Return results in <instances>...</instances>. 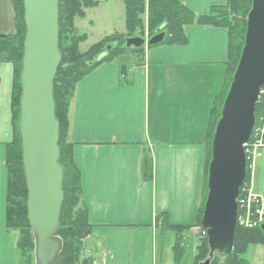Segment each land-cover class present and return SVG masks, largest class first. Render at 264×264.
I'll return each mask as SVG.
<instances>
[{
    "label": "crops",
    "instance_id": "crops-1",
    "mask_svg": "<svg viewBox=\"0 0 264 264\" xmlns=\"http://www.w3.org/2000/svg\"><path fill=\"white\" fill-rule=\"evenodd\" d=\"M178 1L201 16L228 0ZM87 9L82 19L87 20ZM14 30L13 2L0 0V34ZM184 33L187 44L148 47L141 63L127 55L105 62L76 87L69 140L92 225L83 251L89 264H156L157 236L169 232H160L156 218L166 214L171 225L196 222L206 131L224 83L228 30L193 23ZM119 63L125 64V75ZM13 81L12 63L0 62V264H24L14 232L6 229ZM251 182L264 197V147L253 162ZM247 258L248 264H264V244L250 247Z\"/></svg>",
    "mask_w": 264,
    "mask_h": 264
},
{
    "label": "trees",
    "instance_id": "trees-1",
    "mask_svg": "<svg viewBox=\"0 0 264 264\" xmlns=\"http://www.w3.org/2000/svg\"><path fill=\"white\" fill-rule=\"evenodd\" d=\"M59 6V39L61 54L60 65L54 80L55 116L59 123L58 147L59 163L64 169V201L60 216V231L57 234L63 243L62 250L55 264H89L82 258L85 239L92 232L88 220V210L83 201L82 175L74 159V143L69 140L70 108L78 83L105 62L116 61L127 53H136L143 57L144 46L128 47L127 38L145 36L149 38L164 32L160 44L185 45L188 40L184 27L198 23L223 27L228 30V60L225 63L224 83L213 102L205 138V176L202 201L196 222L192 225H171L167 215L156 218L162 234L173 231L176 235L173 245L174 261L178 264L185 249L182 234L196 226H201L204 206L208 193V168L212 158V140L223 103L238 65L245 43L247 17L252 9V0H228L225 5L213 6L206 15L196 16L178 0H123L125 6L126 35L112 34L80 50V44L87 40L86 34H80L75 19L85 15L86 8L98 5L96 0H57ZM15 12V32L10 35L0 34V62H10L14 67L12 93L13 139L6 147V167L8 172L6 229L18 232L16 244L18 254L24 264H36V240L28 220V188L22 157V138L20 133L21 115V72L24 56L26 26L23 0H12ZM149 47H153L149 46ZM141 59L138 63H141ZM125 64L119 63L120 73L125 75ZM264 116V87L256 104L255 119ZM148 164V162H146ZM245 184L250 181V161L247 162ZM150 179L151 176L146 177ZM243 189L240 190L242 195ZM254 243L264 244V231L261 227L250 229L237 226L234 249L226 256L214 254L210 264H247L243 257L248 247ZM208 239L198 245L195 255L196 264L204 263L209 257ZM205 260L204 262H202Z\"/></svg>",
    "mask_w": 264,
    "mask_h": 264
},
{
    "label": "water",
    "instance_id": "water-1",
    "mask_svg": "<svg viewBox=\"0 0 264 264\" xmlns=\"http://www.w3.org/2000/svg\"><path fill=\"white\" fill-rule=\"evenodd\" d=\"M26 36L21 72L20 133L28 188V220L36 246V264H55L63 243L57 235L64 201V169L59 163V123L54 80L61 61L57 0H23ZM153 36L149 45L163 41ZM146 43L127 39L128 47ZM264 86V0H252L244 47L223 103L212 140L208 195L202 226L207 229L210 264L215 253L234 248L240 188L247 175L245 144L255 126V109ZM264 230V226L262 227Z\"/></svg>",
    "mask_w": 264,
    "mask_h": 264
},
{
    "label": "rangeland",
    "instance_id": "rangeland-1",
    "mask_svg": "<svg viewBox=\"0 0 264 264\" xmlns=\"http://www.w3.org/2000/svg\"><path fill=\"white\" fill-rule=\"evenodd\" d=\"M101 3L98 7H92V9H87V20L82 19V17L75 19V24L78 27L80 34H88V40L80 44V50L82 52L86 51L90 46L97 43L100 39H103L106 36L112 34L124 35L123 39H125L126 35V24H125V6L123 0H100ZM92 19L95 21L93 26H89L87 21ZM142 38L148 40L149 36L145 33V36H141ZM127 56L130 58H136V61L142 60L139 58L136 53H127ZM121 59H124L123 57ZM120 59V60H121ZM257 133V132H256ZM257 136V134H256ZM254 139L252 140L253 143ZM252 143L249 145L247 150L248 152V161H251L253 157V146ZM251 164V163H250ZM250 181L246 183L244 187V192L242 195V199L246 197L245 192L249 189ZM245 208L241 207L240 215L242 216L241 220L245 221L248 220L247 224L242 223L244 225H248L252 227H245L241 225L242 228H250L255 229L258 228L260 225L259 217L255 215H250L246 217ZM250 218V220L248 219ZM255 222V223H254ZM253 223V224H252ZM14 238L16 243L19 240L18 232H14ZM176 235L173 232H168L165 234L164 237H161L160 234L157 236V243H156V264H175L174 261V253L172 251V247L175 242ZM204 236L202 235V226H196L192 229L185 231L182 234V245L185 249V252L180 259L178 264H196L195 262V255L197 254L198 245L201 244ZM260 243H254L250 245L244 254V258L246 261L247 252L250 247L259 245ZM263 244V243H261ZM203 260L202 262H204ZM95 264H101L99 260H96ZM248 264V261H247Z\"/></svg>",
    "mask_w": 264,
    "mask_h": 264
},
{
    "label": "built area",
    "instance_id": "built-area-1",
    "mask_svg": "<svg viewBox=\"0 0 264 264\" xmlns=\"http://www.w3.org/2000/svg\"><path fill=\"white\" fill-rule=\"evenodd\" d=\"M260 133L262 136L264 135V128L260 129ZM263 144H264V136L256 141V143L254 144V149L256 150L258 147L262 146ZM256 201L258 202L260 200L257 198V196H254L250 191H249L247 197L245 199L241 200V207L245 208L246 217H248L250 215L249 209H250L251 203L256 202ZM258 212L261 213L260 210ZM248 219L250 220V218H248ZM241 222L247 224L248 220L247 219L245 221L241 220ZM242 225H244V224H242ZM244 226H248V225H244ZM252 226L253 225H251V227ZM203 234L205 235L206 232H203Z\"/></svg>",
    "mask_w": 264,
    "mask_h": 264
}]
</instances>
